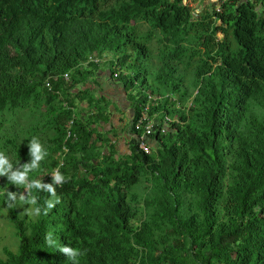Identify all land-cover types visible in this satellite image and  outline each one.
Listing matches in <instances>:
<instances>
[{"label":"trees","instance_id":"trees-1","mask_svg":"<svg viewBox=\"0 0 264 264\" xmlns=\"http://www.w3.org/2000/svg\"><path fill=\"white\" fill-rule=\"evenodd\" d=\"M217 1L0 0V151L22 165L35 136L47 155L29 181L65 176L56 197L30 189L35 204L0 176V264H71L49 232L80 264H264V0ZM96 60L134 109L124 145L96 125L99 101L85 117L63 96L95 101L71 91Z\"/></svg>","mask_w":264,"mask_h":264},{"label":"clouds","instance_id":"clouds-1","mask_svg":"<svg viewBox=\"0 0 264 264\" xmlns=\"http://www.w3.org/2000/svg\"><path fill=\"white\" fill-rule=\"evenodd\" d=\"M96 62L100 63L99 60ZM101 64V63H100ZM69 75V78L66 79L64 75V79L70 81L71 74L66 73ZM29 154L31 156V160L26 162L22 165L14 166L13 162L10 160L8 155L0 151V176L7 175L8 181L11 183L16 184L17 186L24 185L27 189V195L21 194V198L25 200L26 203H36V197L31 195L30 189L42 190L46 191L51 194V196L56 197L55 185H63L65 182V176L57 171L51 172L52 174V182L44 183L42 180H31L29 181L28 177L30 172L40 167V161L43 160L47 155V150L43 147L41 141L37 137H32L29 141ZM31 196V199L27 197ZM17 200V194L15 192L9 191L6 195V202L12 204ZM59 198L50 199L46 201L47 207L43 209L44 214H47V211L55 207L58 204ZM37 211H41V208H37ZM47 245L54 249L59 248L60 251L67 255L71 264H80L79 257L82 255V251L72 247L70 244L64 245L61 244L58 238L52 233L49 232L44 237Z\"/></svg>","mask_w":264,"mask_h":264},{"label":"crops","instance_id":"crops-1","mask_svg":"<svg viewBox=\"0 0 264 264\" xmlns=\"http://www.w3.org/2000/svg\"><path fill=\"white\" fill-rule=\"evenodd\" d=\"M99 65L100 68L95 73L92 74L99 75V78L101 81L103 80L102 81L103 83H100L101 81L100 82L92 81L95 82V84L92 85L93 90L89 92H91L90 97L91 96L95 97L94 98L95 101L89 104L88 100H85L83 102V106L84 108H86L87 111L86 114L84 113V111L82 113L85 117H88L92 113L97 112L98 108H100L99 110L106 112L104 117H100L101 120L99 118L95 120L97 122L96 125L102 124L106 128H111L112 126L116 128L119 132L118 133L119 137L116 139L119 144L124 145L126 144V140L124 139L126 136L128 137V141H129L128 131H125V129H127V127L131 124L132 116L134 114V109L131 107L130 103H123L124 100L126 99L125 91L122 87V84H120L119 81H114L110 77L109 67L105 66L103 68L101 66L102 64ZM76 77L77 80L81 78L78 75ZM81 86L82 85L80 83L77 84V86L72 89V92L74 94L79 93L80 90L84 88V87L82 88ZM97 101H99L101 107L98 108L95 107ZM103 104L107 106L106 109L103 108ZM119 104L122 105L121 109L119 107L120 106Z\"/></svg>","mask_w":264,"mask_h":264},{"label":"rangeland","instance_id":"rangeland-1","mask_svg":"<svg viewBox=\"0 0 264 264\" xmlns=\"http://www.w3.org/2000/svg\"><path fill=\"white\" fill-rule=\"evenodd\" d=\"M251 1H253V0H251ZM185 2L186 3H189L190 6L192 7V9L195 12H197L201 8V6L202 7H206V5H207L208 7H206V8H210L211 9L210 5H213L215 3H218L219 1H217V0H205V2H204L203 0H185ZM205 3H206V5H204ZM218 23L220 24V22H218ZM219 36L221 38H223V34L222 33H219ZM105 66H108V65H106L105 63H103L102 64V67L104 68ZM74 77H75V74H72V79H74ZM92 81L100 82L101 80L99 78V75H97V74H94V75L92 74V75H88V76L85 75L84 78L81 80V83H80L82 85L81 87L82 88L84 87L83 90H87L88 91V96L91 95L90 94L91 92H89V91H92L93 90L92 85L95 84V82H92ZM102 81L100 83H103ZM95 87H96V85H95ZM65 94H66V97L68 99H70L71 101H74V104H75L74 106H75V108H78V111H80V112H83L84 111V113L86 114V111L87 110H86V108H84L83 102L80 103L79 98H76L75 95H73L71 93L70 94H67V92H65L63 94L64 97H65ZM85 100H87V99H85ZM123 103H130V101L126 98ZM119 107L121 109L122 108V105H120ZM103 108L106 109L107 106L105 104H103ZM55 116H56L55 114H53V115H46L45 118H47L48 121H54ZM165 118H166V116H164V119ZM0 225L3 226V228L1 230H2V235H4V238H6L7 240L10 239L12 237V233H11L10 229L5 226V223H4V221L2 219H0ZM3 243H4V241H2V242L0 241V255H2L1 248H2V244Z\"/></svg>","mask_w":264,"mask_h":264},{"label":"built area","instance_id":"built-area-1","mask_svg":"<svg viewBox=\"0 0 264 264\" xmlns=\"http://www.w3.org/2000/svg\"><path fill=\"white\" fill-rule=\"evenodd\" d=\"M66 79L69 78L68 74H65ZM47 85L50 86V81L47 82ZM149 105L144 109L143 115L138 119V121L135 124V127L137 130L141 131L142 134L140 136V146L143 148L146 152H150V147L147 142L146 136L149 134H152L155 131L156 121L154 122L151 120L152 118L149 115ZM165 121H172L169 116H166ZM59 171V169H56V171Z\"/></svg>","mask_w":264,"mask_h":264}]
</instances>
